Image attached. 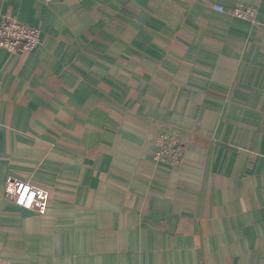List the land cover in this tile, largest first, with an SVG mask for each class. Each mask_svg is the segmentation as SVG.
<instances>
[{"label": "crops", "instance_id": "0c3cea01", "mask_svg": "<svg viewBox=\"0 0 264 264\" xmlns=\"http://www.w3.org/2000/svg\"><path fill=\"white\" fill-rule=\"evenodd\" d=\"M3 17L42 34L0 49V264H264V0H0ZM10 175L48 190L44 215Z\"/></svg>", "mask_w": 264, "mask_h": 264}, {"label": "built area", "instance_id": "2783aa9c", "mask_svg": "<svg viewBox=\"0 0 264 264\" xmlns=\"http://www.w3.org/2000/svg\"><path fill=\"white\" fill-rule=\"evenodd\" d=\"M43 4H50L54 0H37ZM218 12H226L221 6H214ZM232 16L252 20L257 16V8L245 3H239L227 11ZM42 31L39 27L28 25L11 17L0 19V49L9 53L32 52L39 45ZM157 147L155 160L160 163L177 166L182 159V145L167 132L160 133L156 139ZM6 187L10 199L15 205L26 210L44 215L50 200L47 189L32 184L15 176H8Z\"/></svg>", "mask_w": 264, "mask_h": 264}]
</instances>
